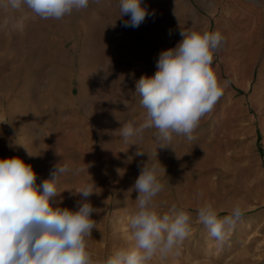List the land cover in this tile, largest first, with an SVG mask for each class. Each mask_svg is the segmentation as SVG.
Returning a JSON list of instances; mask_svg holds the SVG:
<instances>
[{
	"label": "rangeland",
	"instance_id": "1",
	"mask_svg": "<svg viewBox=\"0 0 264 264\" xmlns=\"http://www.w3.org/2000/svg\"><path fill=\"white\" fill-rule=\"evenodd\" d=\"M148 15L125 26L119 0H90L62 20L33 19L0 8V159L19 157L51 180L61 162L73 171L60 177L53 208L76 210L85 183L97 209L89 250L103 261L134 246L129 218L136 212L133 189L144 164L159 166L164 190L155 210L175 204L190 214L191 231L173 254L151 264H264V0H141ZM26 15L22 31L11 21ZM220 32L213 71L230 86L193 132L173 136L159 148L155 129L138 145L124 143L118 129L140 121L136 82L152 77L162 51L181 32ZM145 152L137 156L138 151ZM76 168L83 170L74 174ZM165 169V171H164ZM203 193L197 196V193ZM211 203L222 217L237 203L243 219L221 247L198 220L197 207Z\"/></svg>",
	"mask_w": 264,
	"mask_h": 264
},
{
	"label": "clouds",
	"instance_id": "2",
	"mask_svg": "<svg viewBox=\"0 0 264 264\" xmlns=\"http://www.w3.org/2000/svg\"><path fill=\"white\" fill-rule=\"evenodd\" d=\"M90 0H0V8L22 11L25 7L42 20H62L73 11L89 7ZM100 3V0H95ZM119 17L130 16L125 26L139 27L148 15L141 0H119ZM26 15L11 21V28L22 31ZM5 19L0 27H7ZM183 39L160 53L154 76H141L136 82L140 121L122 125L119 135L124 143L138 145L145 131L155 129L159 148L168 146L173 136L192 140L201 119L210 113L230 81L218 80L213 71L214 52L225 43L220 32L207 30L181 32ZM145 152H136L137 156ZM83 169L76 168L78 175ZM73 171L68 163H59L52 179L36 184V173L19 157L0 159V264H151L155 257L173 254L191 231L190 214L173 204L159 213L153 201L164 190L158 165L140 170L133 189L138 192L136 212L129 218L134 240L131 249H119L103 261L95 260L89 250L97 221V211L88 198L96 193L94 183L83 184L76 210L53 208L50 199L57 196L60 177ZM165 171V169H164ZM203 193H197L202 196ZM245 206L235 204L229 214L220 216L211 203L197 207L198 220L208 235L223 246L229 233L243 219Z\"/></svg>",
	"mask_w": 264,
	"mask_h": 264
},
{
	"label": "crops",
	"instance_id": "3",
	"mask_svg": "<svg viewBox=\"0 0 264 264\" xmlns=\"http://www.w3.org/2000/svg\"><path fill=\"white\" fill-rule=\"evenodd\" d=\"M248 3H250V0H247Z\"/></svg>",
	"mask_w": 264,
	"mask_h": 264
}]
</instances>
